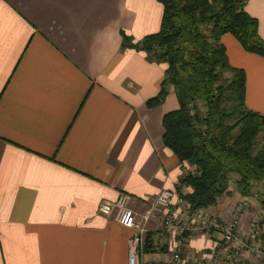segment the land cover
<instances>
[{"label": "crops", "instance_id": "crops-1", "mask_svg": "<svg viewBox=\"0 0 264 264\" xmlns=\"http://www.w3.org/2000/svg\"><path fill=\"white\" fill-rule=\"evenodd\" d=\"M243 10L264 41V0ZM161 13L155 0H0V264H126L131 231L98 204L124 195L138 220L185 174L161 141L162 116L178 108L172 88L145 105L166 65L121 48L122 36L156 33ZM220 43L244 73L245 107L264 117V58L229 34ZM228 192L206 209L222 221L240 198ZM259 195L247 197L252 213ZM211 243L191 240L185 252Z\"/></svg>", "mask_w": 264, "mask_h": 264}, {"label": "trees", "instance_id": "trees-1", "mask_svg": "<svg viewBox=\"0 0 264 264\" xmlns=\"http://www.w3.org/2000/svg\"><path fill=\"white\" fill-rule=\"evenodd\" d=\"M155 1L162 7L158 31L136 43L122 36L121 48L166 65L157 95L145 105H159L172 88L178 108L162 116L161 141L187 166L177 184L189 190V212L214 206L230 183L241 197L256 185L264 193V117L245 107L244 73L229 66L220 43L229 34L264 58L256 21L243 10L247 0Z\"/></svg>", "mask_w": 264, "mask_h": 264}, {"label": "built area", "instance_id": "built-area-1", "mask_svg": "<svg viewBox=\"0 0 264 264\" xmlns=\"http://www.w3.org/2000/svg\"><path fill=\"white\" fill-rule=\"evenodd\" d=\"M176 186L177 190H162L149 198L138 220L124 208V195L113 203L98 204L97 215L108 218L114 210L115 222L131 231L126 241V264H264V202L252 213V202L240 196L229 219L222 221L207 208L189 212L186 187ZM249 215L246 229H241ZM149 219L155 221L156 230L145 228ZM212 233L219 238L211 239ZM199 238L210 240L211 247L185 252L186 245Z\"/></svg>", "mask_w": 264, "mask_h": 264}, {"label": "rangeland", "instance_id": "rangeland-1", "mask_svg": "<svg viewBox=\"0 0 264 264\" xmlns=\"http://www.w3.org/2000/svg\"><path fill=\"white\" fill-rule=\"evenodd\" d=\"M235 177L234 176H230V180L231 179H234ZM230 186L232 187V190L234 191V189H233V185L230 183ZM229 186V187H230ZM262 191V192H261ZM251 192H252V194H255V192H260V195H259V198L261 197V196H264L263 194V190L261 189V186L260 185H256V186H253L252 187V189H251ZM255 200H256V198H254ZM261 202H264V200H262V198L258 201H256L255 203L259 206L260 204H261Z\"/></svg>", "mask_w": 264, "mask_h": 264}]
</instances>
